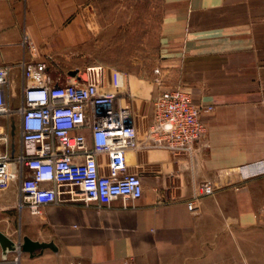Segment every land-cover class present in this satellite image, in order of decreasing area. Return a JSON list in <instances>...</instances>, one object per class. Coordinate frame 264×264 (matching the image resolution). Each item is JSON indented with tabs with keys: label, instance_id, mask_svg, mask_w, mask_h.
<instances>
[{
	"label": "crops",
	"instance_id": "0c3cea01",
	"mask_svg": "<svg viewBox=\"0 0 264 264\" xmlns=\"http://www.w3.org/2000/svg\"><path fill=\"white\" fill-rule=\"evenodd\" d=\"M100 6L111 5L0 0V68H8L11 110L1 115L0 134L7 131L4 117L13 120L21 103V61L69 60L82 49L91 52L94 39L108 37L115 27L102 24ZM157 28L162 84L153 81L154 73L146 85L124 81L138 136L143 138L151 122L158 92L179 88L202 107L204 142L193 156L164 149L127 152V171L142 180L135 200L61 201L32 214L19 206L26 169L16 160L21 140L12 131L7 148L0 142V157H10L6 164L13 174L0 188V231L15 243L28 236L52 241L57 249L4 255L0 245V264H192L215 252L222 237L238 233H254L264 252V0H160ZM97 160L99 171L110 175L107 157ZM209 177L218 187L188 210L194 184Z\"/></svg>",
	"mask_w": 264,
	"mask_h": 264
},
{
	"label": "built area",
	"instance_id": "2783aa9c",
	"mask_svg": "<svg viewBox=\"0 0 264 264\" xmlns=\"http://www.w3.org/2000/svg\"><path fill=\"white\" fill-rule=\"evenodd\" d=\"M22 42H30L27 33ZM21 65L24 81L17 108L21 147L16 160L26 173L20 177L19 206L32 214H39L43 205L61 201L135 200L143 186L138 174L127 171V152L164 149L193 156L204 142L206 128L199 118L202 107L179 88L158 92L151 122L140 139L130 106L122 105V100H129V92L112 85L107 75L94 83L89 76L82 79L58 73L50 61L23 59ZM89 69L79 72L89 74ZM153 73V81L161 85L159 68ZM9 83L8 68H0V112L8 104L5 88ZM10 138L9 132L0 134V142L10 145ZM100 154L107 157L110 175L99 171ZM9 160L0 157V188L13 178L6 164ZM217 187L212 177L196 182L188 210Z\"/></svg>",
	"mask_w": 264,
	"mask_h": 264
},
{
	"label": "rangeland",
	"instance_id": "374dc122",
	"mask_svg": "<svg viewBox=\"0 0 264 264\" xmlns=\"http://www.w3.org/2000/svg\"><path fill=\"white\" fill-rule=\"evenodd\" d=\"M108 1L111 6L105 8L100 6L97 12L102 24L111 21L115 26L107 30L108 37L99 34L94 39L92 51L88 53L82 49L81 53L75 55V59L52 60L58 64L63 73L73 69L84 71L90 67L87 74L92 82L100 81L102 76L107 75L111 84L120 89H125V80H130L132 86L139 83L146 85L153 70L157 68L160 0H123V6H116V0ZM108 68L112 69L111 73ZM133 74L135 77L130 76ZM151 108L150 115L153 114V100ZM6 109L10 110V106L7 105ZM6 109L0 112V119ZM14 113L13 120L9 121V117L3 119L6 123V132L11 135L14 131L15 139L19 141L21 133L17 108ZM3 144L4 148L8 147V141ZM192 264H264L261 240L254 236V233H238L237 237H222L215 252L210 253L203 261Z\"/></svg>",
	"mask_w": 264,
	"mask_h": 264
},
{
	"label": "water",
	"instance_id": "95a60500",
	"mask_svg": "<svg viewBox=\"0 0 264 264\" xmlns=\"http://www.w3.org/2000/svg\"><path fill=\"white\" fill-rule=\"evenodd\" d=\"M68 75L77 76L78 78L87 79L86 72H79L78 69H73L68 71ZM122 105L129 107L130 103L128 99L122 100ZM0 245L3 250V254L6 252L14 250L18 252H28L31 256L38 250L42 252L44 249L49 248L53 251H56L57 247L52 241H38L29 238L28 236H23L22 240L19 243L13 242L9 239L4 233L0 231Z\"/></svg>",
	"mask_w": 264,
	"mask_h": 264
},
{
	"label": "bare ground",
	"instance_id": "6f19581e",
	"mask_svg": "<svg viewBox=\"0 0 264 264\" xmlns=\"http://www.w3.org/2000/svg\"><path fill=\"white\" fill-rule=\"evenodd\" d=\"M87 77H88V74H87ZM92 82V81H91Z\"/></svg>",
	"mask_w": 264,
	"mask_h": 264
}]
</instances>
